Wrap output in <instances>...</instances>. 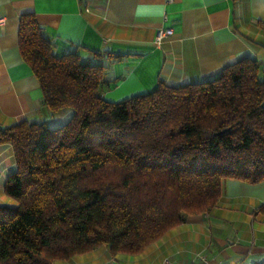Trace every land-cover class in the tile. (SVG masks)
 <instances>
[{"label":"trees","instance_id":"16d2710c","mask_svg":"<svg viewBox=\"0 0 264 264\" xmlns=\"http://www.w3.org/2000/svg\"><path fill=\"white\" fill-rule=\"evenodd\" d=\"M19 46L44 105L70 117L0 126L16 162L3 188L14 203H0V264H56L101 245L138 254L187 215L212 211L226 179L264 180L258 59L114 102L103 96L108 66L78 50L57 56L34 12L20 17Z\"/></svg>","mask_w":264,"mask_h":264},{"label":"crops","instance_id":"0c3cea01","mask_svg":"<svg viewBox=\"0 0 264 264\" xmlns=\"http://www.w3.org/2000/svg\"><path fill=\"white\" fill-rule=\"evenodd\" d=\"M34 12L53 38L55 54L78 50L82 60L108 66L103 96L120 102L153 91L218 76L252 57L264 63V0H0V126L28 120L58 126L69 111L43 103V90L20 51V17ZM160 28L172 34L155 43ZM120 54L113 60L106 54ZM16 168L13 147L0 144V203ZM264 180L229 178L210 212L185 222L138 254H113L101 245L56 264H264Z\"/></svg>","mask_w":264,"mask_h":264},{"label":"built area","instance_id":"2783aa9c","mask_svg":"<svg viewBox=\"0 0 264 264\" xmlns=\"http://www.w3.org/2000/svg\"><path fill=\"white\" fill-rule=\"evenodd\" d=\"M172 34L171 28H160L155 36V43L161 44L162 40ZM202 264H209V260L206 257H201ZM161 264H175L171 259L165 258Z\"/></svg>","mask_w":264,"mask_h":264},{"label":"rangeland","instance_id":"374dc122","mask_svg":"<svg viewBox=\"0 0 264 264\" xmlns=\"http://www.w3.org/2000/svg\"><path fill=\"white\" fill-rule=\"evenodd\" d=\"M0 195H3V191L0 189ZM9 198V197H8ZM11 199V198H10ZM92 252V251H91Z\"/></svg>","mask_w":264,"mask_h":264}]
</instances>
